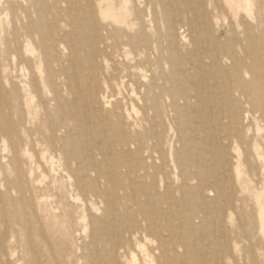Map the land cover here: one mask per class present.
<instances>
[{"label": "bare ground", "instance_id": "bare-ground-1", "mask_svg": "<svg viewBox=\"0 0 264 264\" xmlns=\"http://www.w3.org/2000/svg\"><path fill=\"white\" fill-rule=\"evenodd\" d=\"M0 264H264V0H0Z\"/></svg>", "mask_w": 264, "mask_h": 264}, {"label": "rangeland", "instance_id": "rangeland-1", "mask_svg": "<svg viewBox=\"0 0 264 264\" xmlns=\"http://www.w3.org/2000/svg\"><path fill=\"white\" fill-rule=\"evenodd\" d=\"M226 36V39H229L228 35L227 34H224ZM80 243V242H79Z\"/></svg>", "mask_w": 264, "mask_h": 264}]
</instances>
